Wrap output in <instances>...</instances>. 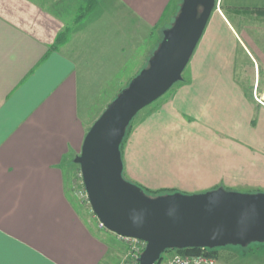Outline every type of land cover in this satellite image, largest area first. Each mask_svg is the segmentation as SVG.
<instances>
[{
    "label": "crops",
    "instance_id": "1",
    "mask_svg": "<svg viewBox=\"0 0 264 264\" xmlns=\"http://www.w3.org/2000/svg\"><path fill=\"white\" fill-rule=\"evenodd\" d=\"M125 1L151 24L171 3ZM220 4L192 56V76L132 126L122 151L128 180L184 193L264 189V105L235 76L233 48L242 40L223 11L264 8V0ZM67 7L0 0V264H115L114 237L100 234L71 187L68 165L87 128L76 60L57 45Z\"/></svg>",
    "mask_w": 264,
    "mask_h": 264
},
{
    "label": "water",
    "instance_id": "2",
    "mask_svg": "<svg viewBox=\"0 0 264 264\" xmlns=\"http://www.w3.org/2000/svg\"><path fill=\"white\" fill-rule=\"evenodd\" d=\"M217 5L218 0H183L149 65L94 121L74 158L100 222L120 236L146 242L138 264H156L170 249L264 242V191L220 187L150 196L123 176L121 145L129 124L183 79Z\"/></svg>",
    "mask_w": 264,
    "mask_h": 264
},
{
    "label": "rangeland",
    "instance_id": "3",
    "mask_svg": "<svg viewBox=\"0 0 264 264\" xmlns=\"http://www.w3.org/2000/svg\"><path fill=\"white\" fill-rule=\"evenodd\" d=\"M67 3L70 15L62 30L67 31V38L57 42V45L60 50L76 60L80 79V117L88 132L108 104L129 85L134 76L149 65L150 59L153 58L164 37V30L174 23L183 0H171L170 5L163 10L162 16L155 24L146 21L125 0H95L93 2L67 0ZM81 3L84 4L83 8H87H82L78 16L75 10ZM220 5L218 0L216 11H220ZM72 7H75L73 12L70 11ZM223 11L232 18V24L242 40L237 39L239 46L236 44V48H233L234 53L231 51L235 60V76L246 84L250 98L264 105V15L233 12L229 15L225 10ZM196 53L197 51L193 58ZM193 58L183 72V79L176 82L159 99L139 111L132 120V126L145 109L161 101L173 87L182 84L184 79L192 76ZM68 170H72V172L69 171L70 176L76 172L75 179L79 175L73 159L69 162ZM123 176L125 178L124 171ZM71 187L73 189V184ZM259 190L264 191L261 188ZM173 192L176 191L166 190L162 194ZM74 195L76 201L80 202L75 192ZM82 203L85 205L84 202ZM87 207L93 217V224L99 226L97 230L100 234L114 237L111 245V261L113 260L115 264H138L139 258H134L139 255V244L125 240L105 226H101L91 205ZM176 253V249L165 251L161 264H166ZM217 260L218 264H264V242L254 241L245 246L239 244L224 246L219 249Z\"/></svg>",
    "mask_w": 264,
    "mask_h": 264
},
{
    "label": "built area",
    "instance_id": "4",
    "mask_svg": "<svg viewBox=\"0 0 264 264\" xmlns=\"http://www.w3.org/2000/svg\"><path fill=\"white\" fill-rule=\"evenodd\" d=\"M73 189L75 194L82 202H84L87 205H91L81 171L79 172V175L76 177V179L74 178ZM100 225L104 226L102 223ZM120 237H122L125 240L133 241L139 244L140 249L138 251L140 252L138 253L139 255L136 256L134 259L139 258L140 254L142 253V251L146 246V242L137 238L124 237V236H120ZM166 264H218V260L215 257L205 254L176 253L171 258H169Z\"/></svg>",
    "mask_w": 264,
    "mask_h": 264
},
{
    "label": "trees",
    "instance_id": "5",
    "mask_svg": "<svg viewBox=\"0 0 264 264\" xmlns=\"http://www.w3.org/2000/svg\"><path fill=\"white\" fill-rule=\"evenodd\" d=\"M95 0H91V2H93ZM87 7H84L83 9H86ZM229 10V15H231L233 13H245V14H252V13H257L259 15H264V8H228ZM67 38V31H61L58 36H57V42L59 43V41H62L63 39ZM132 123V121H131ZM131 123L129 124L127 131H126V135L124 137V140L122 142L121 145V149L123 151L124 148V144L127 140V136L129 133V129L132 126ZM74 162V160H73ZM74 166H76V170H78L79 172L81 171L80 166L74 162ZM72 172V170H71ZM76 173V172H75ZM71 175V180H73L76 176V174ZM138 184V183H137ZM140 185V184H139ZM142 186V185H140ZM142 188L144 189V191L149 195L154 194V195H160L162 193H164L166 190L163 189H149L147 187L142 186ZM89 206V205H88ZM222 247H216V248H182V249H176L177 253L180 254H205V255H209L215 258H219V249ZM168 251V250H167ZM164 257L162 256L160 261H158L156 264H161L163 261Z\"/></svg>",
    "mask_w": 264,
    "mask_h": 264
}]
</instances>
